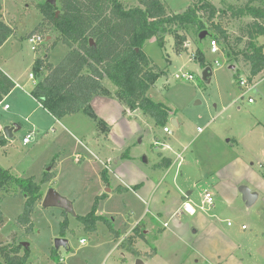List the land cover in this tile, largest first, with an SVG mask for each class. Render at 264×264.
I'll list each match as a JSON object with an SVG mask.
<instances>
[{
    "label": "rangeland",
    "instance_id": "374dc122",
    "mask_svg": "<svg viewBox=\"0 0 264 264\" xmlns=\"http://www.w3.org/2000/svg\"><path fill=\"white\" fill-rule=\"evenodd\" d=\"M43 1L0 0L1 18L13 30L0 50V66L16 83L0 102V134L7 125L19 126L7 146L0 149V166L16 177H32L40 184L41 202L52 187L72 202L73 212L65 213L58 207L44 208L37 202L32 212V227L26 234L16 225V218L23 211V195L18 191L5 194L0 199V243L10 241L11 234L15 233L16 243L27 244L29 264H52L49 251L54 247L55 239L60 237L67 240L65 246L59 247L60 260L64 264H138L137 261L141 264H264L262 196L251 206H246L237 187L238 197L229 205L222 202L223 198L218 199L213 216H206L199 210L197 214L189 215L181 208L170 216L175 199H181L182 195L198 199L199 190L205 186L199 180L203 169L199 167V174L194 160L189 168L178 167L174 177L176 164L169 171L157 165L162 159L161 153L173 159L180 153L185 161L197 157L203 168L213 166L212 159L197 155L198 137H203L208 127L214 125L220 126L221 136L234 135V126L228 122L227 115L231 121L242 120L248 129L252 124L264 129V80L241 97L237 71L248 76L247 64L240 58L235 63L232 61L234 69L229 68L222 44L217 42L216 53L209 51L212 34L208 29H204V35L200 37L196 27L184 26L178 30V35L185 37L183 43L167 36L165 45L160 47L151 38L145 42L143 50L151 64L162 71L147 96L154 102L183 110L182 116L188 125L183 123L175 128L169 121L164 126L156 125L149 114L130 111L114 98L116 87L106 76L101 82L110 94L100 96L108 99L97 98L92 108L97 116L104 117L109 127L107 134L97 129L94 121L82 112L55 121L30 95L35 77L30 78L29 73H32L34 59L48 55L49 62L56 64L68 51V46L61 42L49 48L57 35L51 27L44 25L35 30L42 21L37 5ZM121 1L131 7L138 5L140 0ZM161 1L169 13L182 12L190 2ZM211 1L228 13L242 8L246 2ZM240 15L239 19L231 18L227 26L232 36L240 35V29L252 20L244 12ZM34 34L40 35L41 40H37L36 49L32 50L28 37ZM258 42L264 51V35L258 37ZM198 50L211 68L208 82L202 80L203 68L195 60ZM176 74H191L193 78H176ZM262 76L264 71L255 80ZM248 96L254 101L248 102ZM232 101L234 105L227 106ZM5 104L8 109H3ZM223 107L227 115L222 112ZM236 107L240 109L233 110ZM164 127L171 131L170 135H166ZM31 132V141L23 143V138ZM199 132L203 133L198 135ZM172 139H178L180 143H174V153H169L161 144L162 141L172 142ZM263 145L264 138L259 149ZM250 161L254 162L252 168L264 181V171L252 158L248 164ZM105 169L109 186L102 177ZM47 173L49 179L43 181ZM145 177L151 181L144 180ZM202 178L211 184L210 175ZM151 183L156 184L155 189ZM142 185L144 188L138 191ZM102 193L107 195L98 199L96 215L112 220L113 228L120 232L118 239L103 222L97 221L95 232H88L77 218L88 213L95 198ZM199 202L198 199L197 204ZM64 219L67 227L62 235ZM163 222H167L168 227H164ZM138 224L140 230L145 227V239H135L139 254L134 256L117 244L132 234ZM81 238L86 241L84 245L79 243ZM153 248L156 254L151 258L145 256ZM0 264H4L1 257Z\"/></svg>",
    "mask_w": 264,
    "mask_h": 264
},
{
    "label": "trees",
    "instance_id": "16d2710c",
    "mask_svg": "<svg viewBox=\"0 0 264 264\" xmlns=\"http://www.w3.org/2000/svg\"><path fill=\"white\" fill-rule=\"evenodd\" d=\"M37 8L42 21L35 30L44 25L51 27L57 35L49 48L61 42L68 46V51L56 64L49 62L48 55L34 59L32 74L35 81L31 96L54 119L82 112L104 134L109 127L91 106L93 97L110 94L101 82L104 76L116 87L114 98L127 109L149 114L156 125L164 126L168 122L170 109L147 96L162 73L151 64L143 50L145 42L151 38L163 47L167 36L183 43L185 37L178 35V30L184 26L196 27L198 32L208 29L212 39L224 46L222 52L229 65L241 58L247 64L250 79L264 70V51L257 41L264 35V0H246L242 8L229 13L218 9L211 0H190L180 13H169L161 0H140L138 5L131 7L125 6L121 0H44ZM240 12L252 20L240 29V35L232 36L227 26L231 18H240ZM12 33V28L0 15V47ZM195 60L202 68L207 66L200 50ZM239 74L237 71V76ZM14 87V81L0 69V102ZM8 142L3 133L0 134V149L5 148ZM170 162L169 158L163 157L157 165L168 167ZM49 175L47 173L43 181H47ZM102 177L109 186L106 169L102 171ZM17 191L23 195L24 203L16 225L27 234L32 227L35 203L41 202V186L32 177H16L0 166V199ZM104 196L105 193L97 196L90 211L77 218L88 232H95L97 221L103 222L117 239L120 233L113 228L112 220L96 215L98 199ZM66 225L64 219L61 222L62 235ZM137 238L145 239L139 224L133 228L132 234L119 242L118 247L138 256L139 251L134 245ZM155 254L156 249L153 248L145 256L151 258ZM0 257L4 264H29L28 247L16 243L15 233L11 234L10 241L0 243ZM49 259L52 264H64L60 260L59 248H50Z\"/></svg>",
    "mask_w": 264,
    "mask_h": 264
},
{
    "label": "crops",
    "instance_id": "0c3cea01",
    "mask_svg": "<svg viewBox=\"0 0 264 264\" xmlns=\"http://www.w3.org/2000/svg\"><path fill=\"white\" fill-rule=\"evenodd\" d=\"M9 39L10 38H8L6 40V42ZM257 41H258V39H257ZM2 46L0 47V50H1ZM233 66H235V65H233ZM229 68H231V65L229 66ZM234 68L235 67H233L231 69H234ZM0 69L7 76H9L11 78L9 73L6 70L2 69V66H0ZM262 72H260V73H262ZM240 74H242V73H240ZM259 74H257L253 78L256 79ZM14 83H15V81H14ZM15 86H16V83H15ZM98 96H95L92 98L91 106H92V103L94 101H96L97 98L108 99V98H105V97L100 96V95H98ZM244 96L245 95H241V97H244ZM231 105H234L233 101L230 102L227 106H231ZM167 107L170 109L168 121L170 122V119L174 118L176 120V123H177V126L175 128H179L180 124H183V123H186L188 125L189 122L182 116L184 114L183 110H179V108L173 109L170 105H167ZM122 109H124V108L122 107ZM239 109H240L239 107H236L233 110H239ZM177 111H179V112H177ZM222 112H224V114L227 115V111H226L225 107H223ZM100 118H102L104 120V117L101 116ZM226 118H227L228 122L234 126V129H233L234 135H230L229 137L221 136L220 126L214 125V126L208 127L207 133L203 137L202 136L198 137V138H200V140L198 142L199 150L197 151V155H199V156L204 155V156H207L208 158L212 159L213 164H214L213 166L203 168L201 166V164L199 163L197 157L192 159L191 161H185L184 158L182 159V155L180 153H178L176 155L175 159L169 157V155H167V154H164V153L160 154V156H161L160 159L163 157L173 159V160L170 159V161H171L170 165L165 168V171H169L170 169H172L174 164H176L174 177L177 174L178 167L185 165L187 168H189L191 165L194 164L193 163L194 160L196 161L195 165L199 171L198 172L199 174H200L199 167H201L203 169L202 170V176H200L199 180H202L200 182H202L203 185H205V186H203V189L199 190V197H198V199L200 200L199 204H197L198 199L192 200L190 196L182 195L181 199H179V200L175 199L174 204H173L174 210H171L173 212H171L170 216H172L175 212L180 210V208L189 215H195V214H197V212L199 210L201 213L205 214L206 216H213V215H215L213 212L215 210V206H216L218 199L223 198L222 202L228 203V205H229V204L233 203V201L238 197V192H237L238 185H246L252 191H256L258 193V196H257V199L255 200V202L259 199L260 196L263 197V202H264V181H263V177H261L252 168L254 165V162L250 161V163L248 164L249 158H252L254 161H256L257 167L264 171V145H263L262 149H259L261 141L263 142L264 129H262L258 124H252L253 126H251L248 129L247 124L245 125L242 120L239 122H236L233 120L231 121L230 120L231 118L229 115H227ZM62 119H60V120L54 119V120L55 121H61ZM187 119L189 120V118H187ZM201 133H203V132H199L198 135ZM170 134H171V131L169 133H166V135H170ZM177 141H179V140L178 139H174V140L172 139V142L171 141H162V144H161L162 149L165 151H168L169 153H174L175 147L173 146V144L174 143L177 144ZM156 143H158V142H156ZM179 143H180V141H179ZM201 151H202V153H201ZM206 175H210V178L212 179L211 184L210 183L207 184V182H206L207 179L202 178V177H205ZM146 179H150V178L145 177L144 180H146ZM150 181H151V179H150ZM132 183L135 185V183H137V182H132ZM133 184H131V185H133ZM151 185H154V184L151 183ZM155 185L153 186L154 187L153 189L156 188ZM144 186L145 185H142L137 190L141 191V189H143ZM205 190L210 192L212 194V196L214 197V202L210 206L203 203L204 202L203 194H204ZM106 192H108V191H106ZM185 205H186V209H189V212L185 210ZM179 212H178V214H179ZM153 218H155V217H153ZM156 219H158V218H156ZM159 219H162V218L160 217ZM142 224L145 225L146 222H144ZM163 226L168 227L167 222H163ZM144 228L142 230L143 233H145ZM242 228H243V226H242Z\"/></svg>",
    "mask_w": 264,
    "mask_h": 264
},
{
    "label": "water",
    "instance_id": "95a60500",
    "mask_svg": "<svg viewBox=\"0 0 264 264\" xmlns=\"http://www.w3.org/2000/svg\"><path fill=\"white\" fill-rule=\"evenodd\" d=\"M45 1H51L54 2V0H45ZM204 35V31L200 32V37ZM92 42V40L90 41ZM234 66L231 65V68ZM211 68L209 66H206L202 69L201 72V78L203 81L208 82L209 78L211 76ZM170 124L173 127L177 126L176 120L174 118L170 119ZM19 129L18 125H7L3 129V135L6 139L10 140L12 138V134L15 130ZM106 191H109V189H106ZM238 191L242 196V199L244 200L246 206H251L255 200L257 199L258 193L256 191H252L248 186L246 185H239ZM41 206L44 208L49 207H58L61 208L65 213H72V202L68 200L67 198L60 195L55 189L48 188L47 192L45 193ZM67 244V240L63 237L56 238L54 241V247L57 249L59 247L65 246ZM24 247L27 246L26 243L23 244ZM138 264H141L142 262L137 261Z\"/></svg>",
    "mask_w": 264,
    "mask_h": 264
},
{
    "label": "built area",
    "instance_id": "2783aa9c",
    "mask_svg": "<svg viewBox=\"0 0 264 264\" xmlns=\"http://www.w3.org/2000/svg\"><path fill=\"white\" fill-rule=\"evenodd\" d=\"M37 40H41V36L38 34H34V35L28 37V41H29V43H31V49L32 50L36 49ZM218 49H219V47H218L217 41L215 39H211L209 42V51L211 53H216L218 51ZM215 63H217V62L215 61ZM29 77L33 78V74L29 73ZM175 77L176 78L183 77V78H186L188 80H191L193 78L191 74H180V75L176 74ZM263 80H264V76L260 77V79L257 81L254 78L250 79L249 75L246 76V75L240 74L237 83H238V87L242 90V95H246L250 90L254 89L257 86V83L259 81H263ZM247 100H248V102H253L254 99H253V97L248 96ZM3 109H8V105L7 104L3 105ZM163 130L165 133L170 132L167 127H164ZM32 137H33V132H31L28 136H25L23 138V143H29L31 141ZM203 200H204L203 203H205L209 206L212 205L214 202L212 194L206 190L204 191V194H203ZM186 205H185V210L189 212V209H186ZM228 224H230V222H228ZM79 243L81 245H84L86 243V241H85V239L81 238L79 240Z\"/></svg>",
    "mask_w": 264,
    "mask_h": 264
}]
</instances>
